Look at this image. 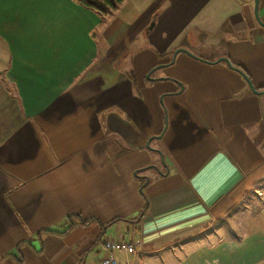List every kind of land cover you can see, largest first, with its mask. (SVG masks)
Returning <instances> with one entry per match:
<instances>
[{"label": "crops", "instance_id": "1", "mask_svg": "<svg viewBox=\"0 0 264 264\" xmlns=\"http://www.w3.org/2000/svg\"><path fill=\"white\" fill-rule=\"evenodd\" d=\"M106 241L140 244L119 264H264L253 0H0V264Z\"/></svg>", "mask_w": 264, "mask_h": 264}, {"label": "built area", "instance_id": "2", "mask_svg": "<svg viewBox=\"0 0 264 264\" xmlns=\"http://www.w3.org/2000/svg\"><path fill=\"white\" fill-rule=\"evenodd\" d=\"M140 249L139 243H123L118 241H106L103 244V255L98 264H119L115 252H124L127 255H135Z\"/></svg>", "mask_w": 264, "mask_h": 264}, {"label": "trees", "instance_id": "3", "mask_svg": "<svg viewBox=\"0 0 264 264\" xmlns=\"http://www.w3.org/2000/svg\"><path fill=\"white\" fill-rule=\"evenodd\" d=\"M122 1L124 0H76V2L87 8V9H90V10H93L95 11L98 15H104L108 12H110L111 10H114L117 5L119 3H121ZM233 67L237 68V66L231 64ZM4 87L7 88V85H6V82L4 80H1ZM145 183H146V178L141 180V183H140V186H139V190H140V194L143 196V188L145 186ZM143 212V210H142ZM141 213L136 217V220L138 217H140Z\"/></svg>", "mask_w": 264, "mask_h": 264}, {"label": "water", "instance_id": "4", "mask_svg": "<svg viewBox=\"0 0 264 264\" xmlns=\"http://www.w3.org/2000/svg\"><path fill=\"white\" fill-rule=\"evenodd\" d=\"M253 3H254V15H255V18H256L257 22H258V23L264 28V24H262V23L259 21L258 16H257L258 0H253ZM179 51H180V52H184V53H186L187 55L193 56V55H191L189 52H187L186 50L179 49V50H176L175 52H173L172 59L175 57V55H176ZM219 61H221V62H225L229 67L234 68V67H232V65L228 62V60H227L226 58H220ZM235 69H236V70L242 75V77L246 80V82H247L248 86L250 87L251 91H253V92L256 93L255 89L252 87V85H251L249 79L247 78V76H246L242 71H240L239 69H237V68H235Z\"/></svg>", "mask_w": 264, "mask_h": 264}]
</instances>
